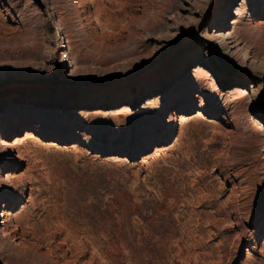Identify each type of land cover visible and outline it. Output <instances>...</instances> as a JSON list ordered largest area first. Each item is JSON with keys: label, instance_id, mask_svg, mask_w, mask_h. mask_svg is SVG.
<instances>
[{"label": "rangeland", "instance_id": "rangeland-1", "mask_svg": "<svg viewBox=\"0 0 264 264\" xmlns=\"http://www.w3.org/2000/svg\"><path fill=\"white\" fill-rule=\"evenodd\" d=\"M211 1L0 0V264H264V0Z\"/></svg>", "mask_w": 264, "mask_h": 264}, {"label": "bare ground", "instance_id": "bare-ground-1", "mask_svg": "<svg viewBox=\"0 0 264 264\" xmlns=\"http://www.w3.org/2000/svg\"><path fill=\"white\" fill-rule=\"evenodd\" d=\"M261 4H263L261 7H259L260 9H258V11H257V9L255 10V12H259V11H261L262 13L260 14V15H258V16H261L262 14H263V12H264V3L262 2ZM239 9V8H238ZM234 22H236V21H234ZM8 35V34H7ZM11 37V36H10ZM10 37H4V39H3V37H1L0 38V48H2L3 46H4V44H8V40H9V38ZM13 38L12 39H15V37L14 36H12ZM206 39H207V37H205ZM11 39V38H10ZM7 42V43H6ZM12 43V42H11ZM10 44V43H9ZM8 44V45H9ZM13 44V43H12ZM3 45V46H2ZM200 69H203L202 67H198L196 70L200 73V74H207V73H204L203 71H201ZM209 74V73H208ZM244 92H246L244 89H243V87H235V89H233L232 90V93H236V94H240V96L241 95H243L244 94ZM224 94V93H223ZM16 108V106H15V103H12L11 104V106H10V108H9V110L7 111V112H5L4 113V115H3V118H7V119H9L10 117H11V115H12V111L14 110ZM125 108V107H124ZM18 123V122H17ZM16 125L17 124H15L10 130H14L15 128H16ZM7 144H10V142H9V140H5V139H3ZM4 142V143H5ZM5 143V144H6ZM10 146V145H9ZM11 155V154H10ZM9 157V156H8ZM21 160H23V159H25L24 157H23V155H19L18 156ZM9 175V174H8ZM7 175V176H8ZM12 182H14V180L12 181ZM5 219H7V218H5ZM6 222V221H5Z\"/></svg>", "mask_w": 264, "mask_h": 264}, {"label": "water", "instance_id": "water-1", "mask_svg": "<svg viewBox=\"0 0 264 264\" xmlns=\"http://www.w3.org/2000/svg\"><path fill=\"white\" fill-rule=\"evenodd\" d=\"M215 3H216V0H212V1H211V4H210V7H209V10H208V13H207V14H209V13L212 11V9H213ZM197 31H198V30H197Z\"/></svg>", "mask_w": 264, "mask_h": 264}]
</instances>
